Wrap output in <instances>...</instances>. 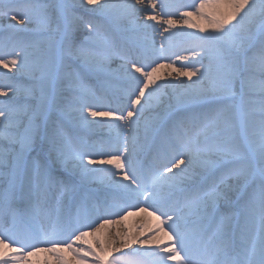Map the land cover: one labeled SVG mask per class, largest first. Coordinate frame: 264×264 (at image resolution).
Listing matches in <instances>:
<instances>
[{"label":"snow or ice","instance_id":"snow-or-ice-1","mask_svg":"<svg viewBox=\"0 0 264 264\" xmlns=\"http://www.w3.org/2000/svg\"><path fill=\"white\" fill-rule=\"evenodd\" d=\"M157 3L0 0V264L43 251L58 264L67 251L75 264H264V0H193L181 21ZM181 23L205 33L167 65L192 83H159L143 30L168 40ZM92 77L124 84L123 111L95 110ZM99 123L111 151L87 150ZM131 207L154 218L150 235L105 244Z\"/></svg>","mask_w":264,"mask_h":264},{"label":"bare ground","instance_id":"bare-ground-1","mask_svg":"<svg viewBox=\"0 0 264 264\" xmlns=\"http://www.w3.org/2000/svg\"><path fill=\"white\" fill-rule=\"evenodd\" d=\"M114 3H124L125 0H113ZM166 3H168L170 7V11L172 13L176 12L179 8H183L185 11H192L191 5L193 4V0H165ZM186 2H189L190 5L187 6ZM138 7H144V6H138ZM160 10L159 7V0L157 3V11ZM152 14L151 9H148L146 11H141L140 16L141 18L146 17L147 15ZM172 19H174L173 15L171 16ZM165 18H168L167 16ZM195 19V18H194ZM177 21H181V16H177L175 18ZM6 23V21H5ZM149 24L153 22H148ZM164 27H167V25H164ZM146 32L147 36L150 40H154L156 44V51L149 52L148 60L151 62V60L160 58L159 62L164 63L166 65L165 68L161 69V80L159 83H167L168 81H172L175 84H180L181 81H184L185 84H191L192 81L187 80L186 77H179L177 79V74L175 71H173L172 68L167 67L168 64L175 61L174 67L179 68L181 67V61L176 60V56L178 55H184L191 57V51L190 49L194 47L195 40L190 35L195 33L196 35H205V33H201L199 29L197 28H188L186 25L178 24L175 28H172L170 31L172 33H176L175 35L171 36L170 39L165 40V37L169 36V33L163 32L162 29H160V26L157 25L156 29L153 28H147L143 30ZM161 42H163V48L160 47ZM158 53V54H154ZM195 59H199L198 57ZM193 61L190 59L189 61H185L183 63H192ZM207 62L206 60L204 61ZM117 63V62H115ZM118 64V63H117ZM171 73V74H169ZM100 79H103V77H98ZM97 77L88 78L85 81V85L89 87H93L94 85H97ZM195 80L196 77H193ZM109 82L116 84L118 88L115 90H110L107 88H104L103 86L102 93H101V99L98 104H94L96 106L95 110L100 111H109V110H117L118 114L119 111H123L127 104L126 99H121L122 96V89L125 87L124 84L117 79H111ZM110 91V92H109ZM179 89L173 90L171 88L166 89V92L169 96H174L176 92H178ZM113 98L116 99V101H121V105H114V107L109 106L110 102H112ZM155 113L151 112H145V120L149 118L150 116H153ZM77 117L80 115L79 113L75 114ZM91 119V118H90ZM101 121H108L110 118H96ZM145 120H142L138 126L139 134L143 135V128L145 124ZM83 135L87 141L91 143V145L88 147V151H102V149H98L96 146V143L102 142L103 138H109L112 139L114 136V133L110 131L105 123H99V124H93L91 125L90 129H85L83 132ZM125 135L127 136L128 133L125 132ZM95 144V148L93 149L91 146ZM96 159H106L107 157H101L96 156L94 157ZM99 167V165H97ZM104 179L103 173L97 174V180L94 182L93 187H96L100 190H103L105 188V185L101 182ZM129 211H132L134 215L127 216L126 219L122 220L120 224L117 225H108L105 229H102L101 236L105 241V244L110 243L111 240L115 239L116 232H119L121 234V237L125 236L126 234H131L133 237L136 235H139L140 233H143L144 236L150 235L149 229L152 228L154 224V218L149 217L146 213H140L139 210L135 207L129 208ZM149 211H154L153 208H149ZM159 214V213H157ZM116 219H119V217H113ZM147 225V227L141 228L140 225ZM166 227V226H165ZM143 238V237H142ZM93 243H96L95 239H93ZM97 248H99V244L96 245ZM48 246H44L46 248ZM117 253H114L116 255ZM63 255L67 256V258L72 261V264H75V258L73 254L70 251L64 252ZM94 258H89V264H91L92 260ZM23 264H58V261L56 259V256L53 255L50 252L43 251V252H37L35 255L28 256L26 260L23 261Z\"/></svg>","mask_w":264,"mask_h":264},{"label":"rangeland","instance_id":"rangeland-1","mask_svg":"<svg viewBox=\"0 0 264 264\" xmlns=\"http://www.w3.org/2000/svg\"><path fill=\"white\" fill-rule=\"evenodd\" d=\"M85 87H86L87 89H89L90 91L94 92V93H95V97H94V98L97 99V97H98V92H97L95 89L91 88V87H88V86H85ZM96 92H97V93H96ZM91 100H92V99H91ZM91 100H90V101H91ZM103 141H104V142H102L103 144L106 143L107 141H108V142H111V140H109V139H104ZM111 143H114V142H111ZM101 146L103 147L102 144H101ZM105 149H107V148H105Z\"/></svg>","mask_w":264,"mask_h":264}]
</instances>
